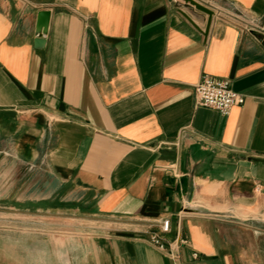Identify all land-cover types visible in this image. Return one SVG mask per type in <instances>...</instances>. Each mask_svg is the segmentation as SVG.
I'll return each instance as SVG.
<instances>
[{"label":"crops","instance_id":"1","mask_svg":"<svg viewBox=\"0 0 264 264\" xmlns=\"http://www.w3.org/2000/svg\"><path fill=\"white\" fill-rule=\"evenodd\" d=\"M196 1L0 0V264H264V0Z\"/></svg>","mask_w":264,"mask_h":264},{"label":"built area","instance_id":"2","mask_svg":"<svg viewBox=\"0 0 264 264\" xmlns=\"http://www.w3.org/2000/svg\"><path fill=\"white\" fill-rule=\"evenodd\" d=\"M202 80L196 86V102L198 106L212 108L218 110L222 115L228 116L231 110L236 106H242L245 103L244 96L236 94L231 88L230 81L219 79L204 74ZM171 219H164L160 223V232L165 235L170 232ZM152 246L160 251H166V247L162 243V237L154 234L150 239ZM170 255L176 259V255L171 251ZM196 257V255H195Z\"/></svg>","mask_w":264,"mask_h":264},{"label":"water","instance_id":"3","mask_svg":"<svg viewBox=\"0 0 264 264\" xmlns=\"http://www.w3.org/2000/svg\"><path fill=\"white\" fill-rule=\"evenodd\" d=\"M182 1L186 2L187 4H190L191 6L195 7L197 10L208 15V17H209L208 25L209 26L211 25L212 18H213V12L211 10H209L208 8H206L205 6H203L202 4L197 2L196 0H182ZM48 17H49L48 13H41L40 14L41 27L46 25V24H43V21H45V23H47Z\"/></svg>","mask_w":264,"mask_h":264}]
</instances>
